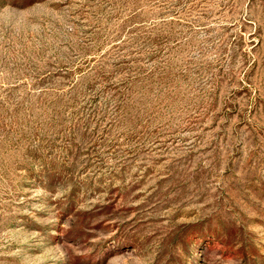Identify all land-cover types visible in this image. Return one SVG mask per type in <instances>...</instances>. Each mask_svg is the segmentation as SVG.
Listing matches in <instances>:
<instances>
[{"label": "rangeland", "instance_id": "rangeland-1", "mask_svg": "<svg viewBox=\"0 0 264 264\" xmlns=\"http://www.w3.org/2000/svg\"><path fill=\"white\" fill-rule=\"evenodd\" d=\"M0 264H264V0H0Z\"/></svg>", "mask_w": 264, "mask_h": 264}]
</instances>
